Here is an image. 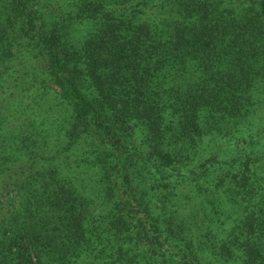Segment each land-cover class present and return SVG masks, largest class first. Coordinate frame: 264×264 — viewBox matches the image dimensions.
<instances>
[{
	"label": "trees",
	"instance_id": "16d2710c",
	"mask_svg": "<svg viewBox=\"0 0 264 264\" xmlns=\"http://www.w3.org/2000/svg\"><path fill=\"white\" fill-rule=\"evenodd\" d=\"M129 1L75 0L92 25L78 49L58 26L38 21L31 0H0V264H154L139 241L166 239L133 183V126L158 166H169L178 130L171 116L185 125L179 137L194 139L236 133L239 115L264 114V0H173L129 14L109 7ZM37 116L57 127L55 149ZM90 133L107 145L92 148L95 160L80 144ZM79 149L75 166L91 161L107 173L96 195L64 174L73 166L67 152ZM248 162L241 231L209 242L185 233L183 222L173 226L178 264H199L203 255L264 264V185L248 188L256 187ZM116 165L124 204L106 183Z\"/></svg>",
	"mask_w": 264,
	"mask_h": 264
},
{
	"label": "rangeland",
	"instance_id": "374dc122",
	"mask_svg": "<svg viewBox=\"0 0 264 264\" xmlns=\"http://www.w3.org/2000/svg\"><path fill=\"white\" fill-rule=\"evenodd\" d=\"M169 1L173 0H146L141 4V0H131L123 5H109V7L118 13L129 14L135 6L138 8L154 4L158 6L160 3ZM74 2L75 0H31V7L38 21L48 26H58L64 39L80 49L92 25L86 12L78 17L80 9L73 5ZM155 8L145 10L151 13ZM158 14L152 15L153 20L162 19V15ZM38 65L42 70L47 67L42 54L38 57ZM53 102L55 100L52 99L50 103ZM243 114L237 117V124L234 126L235 129L238 128V132L227 134L223 129L217 130L218 134L215 137L208 132L194 139L180 138L181 135L185 136L182 132L185 125H180L178 120H173L171 116V126L178 129L176 138L179 137V139L175 138L174 143L171 144L176 148V155L169 166H158L159 161L149 153L150 150L144 142L143 131L138 126H133L128 136L131 150L133 149L134 152L132 156L137 160L136 167L132 168L133 183L137 185L138 197L141 196L143 202L147 203L161 220L159 223L161 233L166 239L163 245H153L147 238L139 241L140 251L148 255L154 264H178L171 230L173 226L176 231L180 230L181 222L187 226L185 233L204 237L209 242L224 238L231 230L241 231L248 213L246 200L242 199L246 189L242 186L241 175L242 162L247 158L250 181L254 186L256 185V187L251 185L248 188L256 190L257 187L264 185V114L250 113L247 116ZM39 116L36 120L40 124L39 128L43 130V140L48 150L55 149L58 137L57 127L52 126L48 118ZM195 134L198 132L195 131ZM80 144L85 148L91 146L89 150L92 153L87 150L90 160H95V156L99 154L92 150L94 146L99 151L107 149V145L94 133L84 135ZM76 147L78 148V145ZM82 152H84L83 149L67 152L73 166L66 168L64 174L74 182L77 189L85 188L88 192L92 188L93 194L96 195L102 190L98 177H105L103 172L106 175L107 173L105 169L102 171L101 165H91V161V167L81 160L79 161L81 165L75 166ZM109 170L106 183L110 182L116 192L117 200L124 204L126 195L121 187L120 167L119 165H116V168L111 166ZM233 176L236 179H233ZM134 232L132 234L136 236ZM180 236L182 235L176 234L175 238L178 240ZM236 252L239 253V251ZM199 264L243 263L240 259L223 261L212 255H203Z\"/></svg>",
	"mask_w": 264,
	"mask_h": 264
}]
</instances>
